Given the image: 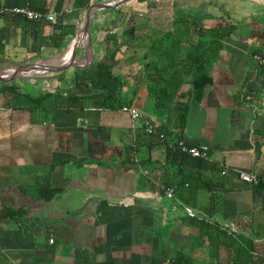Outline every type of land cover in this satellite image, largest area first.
<instances>
[{
  "label": "crops",
  "instance_id": "0c3cea01",
  "mask_svg": "<svg viewBox=\"0 0 264 264\" xmlns=\"http://www.w3.org/2000/svg\"><path fill=\"white\" fill-rule=\"evenodd\" d=\"M40 1L59 14L57 22L24 20L11 11L0 17V36L6 35L0 42V72L9 75L32 63L52 66L71 58L86 66L28 68L22 76L0 80V264H167L176 256L178 264H234L237 243L210 244L191 224L176 194L185 173L211 182L214 192L221 187L220 196L234 201L238 212H250L253 224L241 231L263 245L264 192L256 193V185L242 181L238 171L264 175V85L261 77L248 75L251 46L260 45L248 34L264 28V0H185L187 5L175 7L174 0H164L166 5L130 0L102 14L100 23H109L103 33L90 29L92 51L80 32L94 0L88 7L62 0L59 10L57 0ZM13 3L0 0L6 8ZM180 11L206 27L230 21L238 28L224 39L217 66L210 68L213 84L191 105L182 130L154 107L145 66L152 59L144 58L148 35L174 28ZM131 25L133 38L124 31ZM194 26L187 25L190 41ZM107 32L116 33L121 44L112 71L122 80V106L141 113L134 123L121 106L105 107L101 96H83L88 90L75 85L77 68L104 57L100 42ZM75 44L74 57L70 51L65 61ZM248 86L252 99L243 97ZM182 90L188 93L189 85ZM146 119L156 134L145 131ZM179 140L207 145L208 157L198 166L175 158L170 149ZM161 184L172 186L174 195L167 196ZM209 195L199 188L196 200L204 204Z\"/></svg>",
  "mask_w": 264,
  "mask_h": 264
},
{
  "label": "trees",
  "instance_id": "16d2710c",
  "mask_svg": "<svg viewBox=\"0 0 264 264\" xmlns=\"http://www.w3.org/2000/svg\"><path fill=\"white\" fill-rule=\"evenodd\" d=\"M75 2L77 6L88 7L90 0H76ZM61 3L62 0H57L55 9L59 10ZM25 4L38 11L47 12L49 10L48 5L40 0H14L13 3L14 6ZM4 14L2 13L0 17L6 16ZM13 14L20 15L17 12H13ZM175 15L176 26L174 28L153 30L148 35L150 38L144 58L152 59L148 60L145 66L149 71L147 72L148 89L154 98V107L166 114V121L170 126L182 130L187 122L191 105L200 102L206 94L207 88L213 84L210 68L219 58L224 39L237 32L238 28L230 21L224 26L206 27L187 12L180 11ZM23 19L27 20L26 17ZM28 20L30 21V19ZM190 22L195 25L192 30L195 35L193 41H190V37L187 35L190 31L187 25ZM124 31L128 37L133 38L135 25L126 27ZM248 35L257 38L260 43V45L251 46L248 75L250 78L251 76L261 77V84L264 85V28L258 29L254 33L249 32ZM4 36L6 35L0 36V42ZM117 36L116 33L107 32L100 42L104 47V57L93 60L88 67L77 68L75 73V85L81 90H88L83 96L91 98L101 96L104 106L108 108L122 106L120 100L122 80L112 71L115 54L121 45ZM183 41L186 43L182 44ZM184 85H189L188 93L182 90ZM251 93L248 86L243 97L252 99L253 93ZM156 133L155 130L153 134ZM160 133L162 132H158V136ZM162 134L164 135V132ZM174 148V150L170 149V153L183 161L190 159L188 161L190 165L198 166L203 161L201 158L188 157L177 143ZM185 182H188L186 187L184 186ZM217 186L220 187L219 184ZM176 187L177 196L186 205L198 211L196 217H190L191 224L197 226L202 234L207 235L210 244L218 243L234 247V243L231 242L233 241L237 243L234 248V264H264V243L262 245L260 242L258 245L253 238L241 231H248L253 224L250 212H238L234 201L227 199L223 194L220 196L221 187L214 192L213 184L200 180V175L185 173L183 182ZM199 188H205L210 192L209 198L204 204L198 203L196 200ZM255 191L256 193L264 192V181L255 186ZM7 213L10 215L16 211L7 210ZM221 220H225L227 223ZM224 224L228 228H232L231 233L222 227ZM234 237H237L239 242ZM179 262L176 256L167 264H178Z\"/></svg>",
  "mask_w": 264,
  "mask_h": 264
},
{
  "label": "built area",
  "instance_id": "2783aa9c",
  "mask_svg": "<svg viewBox=\"0 0 264 264\" xmlns=\"http://www.w3.org/2000/svg\"><path fill=\"white\" fill-rule=\"evenodd\" d=\"M6 11L20 13L24 17L30 20H35V21L45 20L47 22H52V23L57 22L58 15H59L58 13L54 11H47V12L38 11L36 9L31 8L27 4L21 5V6H14L12 8H6L3 6H0V16L2 15V13H5ZM256 58H259V57L256 56ZM121 110L130 115L133 123L141 116V113L138 109L132 106H129V105L121 106ZM144 129L149 134H153L155 132L154 124L148 119L144 121ZM159 136H163V134L160 133ZM178 145L180 146V149L183 152L188 153L192 157L207 158L209 155V147L204 144L186 145L182 140H179ZM238 177L242 181L253 184V185H257L259 182L264 181V175H258L257 173H254V172H246L242 170L238 171ZM160 188L165 192L167 196L172 197L174 195L173 187H168L165 184H161ZM183 209L185 210L186 214H188L190 217L197 216V212L190 206L183 204ZM222 227L225 229H228L229 233L232 232V228H228L226 224H224ZM52 240L53 239L50 238V241Z\"/></svg>",
  "mask_w": 264,
  "mask_h": 264
},
{
  "label": "water",
  "instance_id": "95a60500",
  "mask_svg": "<svg viewBox=\"0 0 264 264\" xmlns=\"http://www.w3.org/2000/svg\"><path fill=\"white\" fill-rule=\"evenodd\" d=\"M129 0H108V1H102L96 4H91L85 13L84 16V21H83V31L85 33V35H87V48L89 50L92 51V44H91V30H90V20L91 17L93 15V12L97 9V8H105V7H111V6H120L121 4L127 2ZM77 44H75L71 50V57H74L76 49H77ZM63 55V54H62ZM88 55V52L86 53V57ZM89 59V58H87ZM67 66H75V67H82V66H86V64L82 65L79 64L76 60H74V58L70 59L67 62H63L61 64L58 65H41L40 63L36 62V63H32L26 66H23L22 68H17L16 70H14L13 72H11L9 75L5 74L3 72H0V80H10V79H14L16 77L22 76L23 75V71L27 70L28 68H43L45 71H55L57 69H61Z\"/></svg>",
  "mask_w": 264,
  "mask_h": 264
},
{
  "label": "rangeland",
  "instance_id": "374dc122",
  "mask_svg": "<svg viewBox=\"0 0 264 264\" xmlns=\"http://www.w3.org/2000/svg\"><path fill=\"white\" fill-rule=\"evenodd\" d=\"M101 1H108V0H94V2L92 3V4H96V3H99V2H101ZM130 1V0H129ZM129 1H127V2H129ZM151 1H154V0H151ZM166 1V0H165ZM189 2H194L195 1V4L197 3V1L198 0H188ZM222 1V0H221ZM225 2H229V1H235V0H224ZM244 1V3H246V4H248V1H245V0H243ZM132 2H135V0H133ZM162 2L164 3V5H166V3L164 2V0H162ZM168 2H170V1H168ZM185 2V0H180L179 2H178V0H174L173 1V3H172V5H174V7L176 6V4L177 5H180V4H184V5H187V3L185 4L184 3ZM128 4V3H127ZM126 4V7L124 8L125 9V11H130L131 9H130V7L128 6ZM242 6V5H241ZM115 8H117V6H111V7H106V8H102V9H98V11H97V13L95 14V17L92 19L93 20V25H90V29L92 30V31H96V33L98 34V35H100L101 33H103V28L104 29H107V28H109V23L108 22H105V21H103L102 23H100V20H102L103 18H105V16H103L102 14L104 13H106V12H108V14L107 15H109V12H112L113 10L114 11H117L118 9H115ZM123 9V10H124ZM162 11H164V12H166L167 11V9L166 8H163L162 9ZM227 12H229V11H227ZM225 13V12H224ZM82 15V20H83V13L81 14ZM106 15V16H107ZM111 15H114L113 13H111ZM226 15H228V14H226ZM109 17H111V16H109ZM229 17H230V15H229ZM260 18H263L262 16H259ZM98 18H99V21H98ZM100 24H99V23ZM98 23V24H97ZM101 26H102V28H101ZM106 27V28H105ZM101 28V29H100ZM166 29H170V27L169 26H165V30ZM217 61H218V59H217ZM216 61V62H217ZM216 62H214V64L213 65H211V68H215L214 67V65L215 66H217V63ZM231 76L233 77V73H231V75H229L228 76V78H230L231 79ZM30 77V76H29ZM23 78H26V77H23ZM217 84V83H216ZM24 88V87H23ZM27 88L28 89H31V87H30V85H27Z\"/></svg>",
  "mask_w": 264,
  "mask_h": 264
},
{
  "label": "bare ground",
  "instance_id": "6f19581e",
  "mask_svg": "<svg viewBox=\"0 0 264 264\" xmlns=\"http://www.w3.org/2000/svg\"><path fill=\"white\" fill-rule=\"evenodd\" d=\"M102 9V8H101ZM98 11V10H97ZM81 33V38H82V36L83 35H85L83 32H80ZM93 36V35H92ZM94 37V36H93ZM96 41V40H95ZM99 45V44H98ZM98 48V47H97ZM70 51H71V47L70 48H68V50L66 51V53L64 54V57H63V59L65 60V61H67V60H69V58H70ZM78 52V51H77ZM82 53V52H81ZM94 57V56H93ZM90 59V58H89ZM85 60V59H84ZM30 71H28V72H26V73H29Z\"/></svg>",
  "mask_w": 264,
  "mask_h": 264
}]
</instances>
